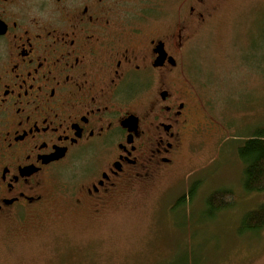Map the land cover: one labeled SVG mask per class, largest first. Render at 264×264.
Here are the masks:
<instances>
[{"label":"flooded vegetation","instance_id":"af4514ba","mask_svg":"<svg viewBox=\"0 0 264 264\" xmlns=\"http://www.w3.org/2000/svg\"><path fill=\"white\" fill-rule=\"evenodd\" d=\"M141 1L0 0V221L58 197L100 215L173 164L194 129L188 28L212 8L182 0L157 33Z\"/></svg>","mask_w":264,"mask_h":264},{"label":"rangeland","instance_id":"374dc122","mask_svg":"<svg viewBox=\"0 0 264 264\" xmlns=\"http://www.w3.org/2000/svg\"><path fill=\"white\" fill-rule=\"evenodd\" d=\"M181 2L140 4L158 10L151 24L161 33L175 24ZM194 3L185 0L186 16ZM206 6L209 18L188 28L183 49L194 129L173 164L100 215L70 211L58 197L37 217L0 221V264H264V228L256 235L238 231L244 213L264 203V192L243 191L236 155L264 126V0H207ZM223 188L234 205L210 215L205 199ZM191 189V200L176 206Z\"/></svg>","mask_w":264,"mask_h":264},{"label":"trees","instance_id":"16d2710c","mask_svg":"<svg viewBox=\"0 0 264 264\" xmlns=\"http://www.w3.org/2000/svg\"><path fill=\"white\" fill-rule=\"evenodd\" d=\"M236 155L242 163V188L243 191L250 194L264 192V126L256 128L254 132L245 138L237 147ZM194 188V187H193ZM193 196L192 189L188 197L181 196L176 202V206L185 202ZM234 195L229 190L217 189L212 191L205 199V205L208 206L212 215L214 211H224L230 209L234 204ZM239 233L250 232L259 234L264 228V203L257 209L249 210L242 216L239 222Z\"/></svg>","mask_w":264,"mask_h":264}]
</instances>
